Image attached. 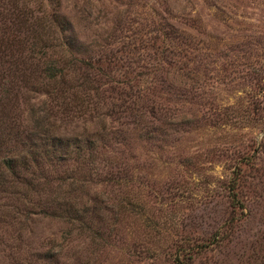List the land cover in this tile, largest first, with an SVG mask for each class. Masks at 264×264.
<instances>
[{"label": "rangeland", "instance_id": "1", "mask_svg": "<svg viewBox=\"0 0 264 264\" xmlns=\"http://www.w3.org/2000/svg\"><path fill=\"white\" fill-rule=\"evenodd\" d=\"M21 2L60 14L75 54L120 89L128 87L116 81H128L143 98L133 96L135 106H146L135 123L55 117V133L81 144L93 139L98 157L74 172L72 160L44 168L41 203L23 181L41 169L31 164L18 178L5 171L0 264H257L264 0ZM22 92L25 123L45 96Z\"/></svg>", "mask_w": 264, "mask_h": 264}, {"label": "trees", "instance_id": "2", "mask_svg": "<svg viewBox=\"0 0 264 264\" xmlns=\"http://www.w3.org/2000/svg\"><path fill=\"white\" fill-rule=\"evenodd\" d=\"M39 9L31 12L20 0H0V182L5 171L18 178L19 171L34 164L41 169L36 177L40 175L43 180L35 177L23 181L35 195L36 204L41 203L43 185L48 184L44 168L50 171L62 161L72 160L74 172L98 157L93 139L81 144L76 138L55 133V117L95 116L104 122L114 116L120 124L129 120L135 123L141 120L146 106H135L133 96L143 98L128 81L117 80L128 87L120 89L105 69L75 54V37L60 14H38ZM26 87L41 89L45 99L39 107L30 105V116L24 123L21 103H27L22 92ZM121 118L126 120L120 122ZM12 146L23 153L13 154ZM230 197L240 205L235 186ZM257 264H264V252Z\"/></svg>", "mask_w": 264, "mask_h": 264}]
</instances>
